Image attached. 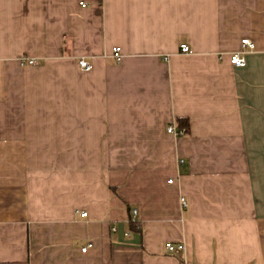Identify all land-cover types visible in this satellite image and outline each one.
Returning <instances> with one entry per match:
<instances>
[{
    "label": "crops",
    "instance_id": "1",
    "mask_svg": "<svg viewBox=\"0 0 264 264\" xmlns=\"http://www.w3.org/2000/svg\"><path fill=\"white\" fill-rule=\"evenodd\" d=\"M0 264H264V0H0Z\"/></svg>",
    "mask_w": 264,
    "mask_h": 264
},
{
    "label": "built area",
    "instance_id": "2",
    "mask_svg": "<svg viewBox=\"0 0 264 264\" xmlns=\"http://www.w3.org/2000/svg\"><path fill=\"white\" fill-rule=\"evenodd\" d=\"M81 4H82V6H86V4L84 2H82ZM254 47H255L254 43L249 38H244L242 40V49L237 51V52H234L230 55L231 63L234 66L240 67V68L246 66L247 62H246V59L244 57V54H245L244 48L253 49ZM180 51L182 53H190L192 50H191L190 46H188L187 44H181ZM112 53L118 62H120L122 60L123 55H122L121 47H119V46L113 47ZM21 63H22V65H36L37 64L36 60L31 59V58H26V57H23L21 59ZM78 64H79L80 68L85 72H89L93 68V65L84 58L79 59ZM168 132L174 133L176 135L185 134V129H179V128H177V126L175 124H173V125L169 126ZM169 183H172V180H169ZM180 202H181V205L183 207H186L188 205L187 200L184 196H182L180 198ZM77 213H79L82 217H87V215H88V213L86 211H77ZM132 215H133V219H132L133 221L132 222L136 223V220L138 217V210L134 209L132 212ZM113 230H116V228H113ZM90 247H92V244L83 248L82 251L86 252ZM166 248L170 252H178V251L183 250L184 246L181 244H174L173 242H168V243H166Z\"/></svg>",
    "mask_w": 264,
    "mask_h": 264
},
{
    "label": "trees",
    "instance_id": "3",
    "mask_svg": "<svg viewBox=\"0 0 264 264\" xmlns=\"http://www.w3.org/2000/svg\"><path fill=\"white\" fill-rule=\"evenodd\" d=\"M179 129H185V134L189 131V122L186 119H182L179 125ZM133 212V211H132ZM132 224H135L132 222Z\"/></svg>",
    "mask_w": 264,
    "mask_h": 264
}]
</instances>
